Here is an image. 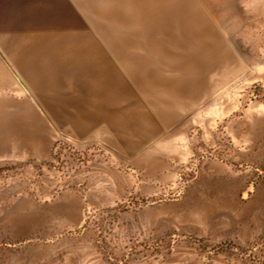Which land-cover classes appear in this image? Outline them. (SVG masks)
I'll list each match as a JSON object with an SVG mask.
<instances>
[{"label":"rangeland","instance_id":"obj_1","mask_svg":"<svg viewBox=\"0 0 264 264\" xmlns=\"http://www.w3.org/2000/svg\"><path fill=\"white\" fill-rule=\"evenodd\" d=\"M0 49L70 138L0 60V264H264L225 235L264 190V0H0Z\"/></svg>","mask_w":264,"mask_h":264},{"label":"crops","instance_id":"obj_2","mask_svg":"<svg viewBox=\"0 0 264 264\" xmlns=\"http://www.w3.org/2000/svg\"><path fill=\"white\" fill-rule=\"evenodd\" d=\"M255 199L247 200V203L255 205L261 204L258 207L252 208V206L245 207L246 224H240L239 226H233L226 232L230 238L235 239L239 243H254L260 241L264 246V190H258ZM242 220V218L240 219Z\"/></svg>","mask_w":264,"mask_h":264},{"label":"water","instance_id":"obj_3","mask_svg":"<svg viewBox=\"0 0 264 264\" xmlns=\"http://www.w3.org/2000/svg\"><path fill=\"white\" fill-rule=\"evenodd\" d=\"M0 60L2 61V63L5 65V67L9 70V72L12 74V76L14 77V79L21 85V87L23 88L24 92H25V96L29 99L32 100L33 104L35 105V107L40 111V113L43 115V117L45 118V120L49 123V125L51 126V128L58 133L59 135L65 137V138H69L68 136L62 134L61 132H59V130L57 129V127L55 126V124L53 123V121L50 119V117L48 116V114L46 113V111L44 110V108L41 106V104L39 103V101L35 98V96L31 93V91L29 90V88L26 86V84L23 82L22 78L20 77V75L18 74V72L15 70V68L13 67V65L9 62V60L7 59V57L5 56V54L2 52V50L0 49ZM185 118H183L180 122H182ZM179 122V123H180ZM178 125V123L176 124ZM175 125V126H176ZM167 133L164 132V134ZM70 139V138H69Z\"/></svg>","mask_w":264,"mask_h":264}]
</instances>
